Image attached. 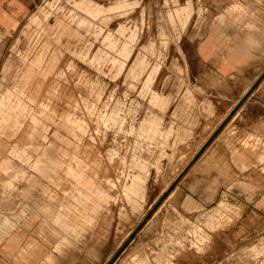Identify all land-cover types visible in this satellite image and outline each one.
Instances as JSON below:
<instances>
[{"label":"rangeland","instance_id":"1","mask_svg":"<svg viewBox=\"0 0 264 264\" xmlns=\"http://www.w3.org/2000/svg\"><path fill=\"white\" fill-rule=\"evenodd\" d=\"M234 11L39 0L0 33V264H264V73L194 51Z\"/></svg>","mask_w":264,"mask_h":264},{"label":"crops","instance_id":"2","mask_svg":"<svg viewBox=\"0 0 264 264\" xmlns=\"http://www.w3.org/2000/svg\"><path fill=\"white\" fill-rule=\"evenodd\" d=\"M38 1L0 0V33L11 38ZM243 2L253 16L241 17L234 11L228 21L202 24L194 51L197 60L213 72L252 80L264 73V0Z\"/></svg>","mask_w":264,"mask_h":264}]
</instances>
